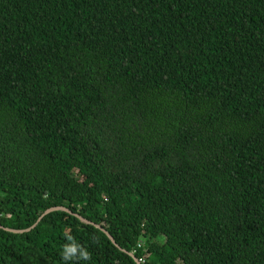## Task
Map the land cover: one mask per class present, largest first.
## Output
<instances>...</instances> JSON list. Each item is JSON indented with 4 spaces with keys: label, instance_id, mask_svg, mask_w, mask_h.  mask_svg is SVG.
Wrapping results in <instances>:
<instances>
[{
    "label": "trees",
    "instance_id": "1",
    "mask_svg": "<svg viewBox=\"0 0 264 264\" xmlns=\"http://www.w3.org/2000/svg\"><path fill=\"white\" fill-rule=\"evenodd\" d=\"M54 207L123 251L56 211L0 264H264V0H0V225Z\"/></svg>",
    "mask_w": 264,
    "mask_h": 264
},
{
    "label": "water",
    "instance_id": "2",
    "mask_svg": "<svg viewBox=\"0 0 264 264\" xmlns=\"http://www.w3.org/2000/svg\"><path fill=\"white\" fill-rule=\"evenodd\" d=\"M56 211H64L66 213H69L71 215H74L77 219H79L81 222L87 224V225H93L94 227L100 229L101 231H103L106 236L109 238V240L118 248L120 249L121 251H123L121 248H119V246L116 244V242L114 241L113 237L108 233L106 232L101 226L99 225H96L84 218H82L81 216L77 215V214H73L70 210L64 208V207H54V208H50L48 210H46L40 217L39 219L37 220V222L30 228V229H27V230H12V229H8V228H4L0 225V228L8 231V232H12V233H24V232H28L29 230H32L41 220L43 217H45L47 214H50V213H53V212H56ZM125 252V251H124ZM129 255L134 258V255L132 253H129ZM136 263L137 264H141L137 259H135Z\"/></svg>",
    "mask_w": 264,
    "mask_h": 264
},
{
    "label": "built area",
    "instance_id": "3",
    "mask_svg": "<svg viewBox=\"0 0 264 264\" xmlns=\"http://www.w3.org/2000/svg\"><path fill=\"white\" fill-rule=\"evenodd\" d=\"M142 245H143V242L141 243L140 241L138 242V244H137V248H141L142 247ZM140 263H144V261L143 260H141V261H139Z\"/></svg>",
    "mask_w": 264,
    "mask_h": 264
},
{
    "label": "rangeland",
    "instance_id": "4",
    "mask_svg": "<svg viewBox=\"0 0 264 264\" xmlns=\"http://www.w3.org/2000/svg\"><path fill=\"white\" fill-rule=\"evenodd\" d=\"M140 242L142 243L143 241H142V240H140Z\"/></svg>",
    "mask_w": 264,
    "mask_h": 264
},
{
    "label": "clouds",
    "instance_id": "5",
    "mask_svg": "<svg viewBox=\"0 0 264 264\" xmlns=\"http://www.w3.org/2000/svg\"><path fill=\"white\" fill-rule=\"evenodd\" d=\"M139 261V260H138Z\"/></svg>",
    "mask_w": 264,
    "mask_h": 264
}]
</instances>
